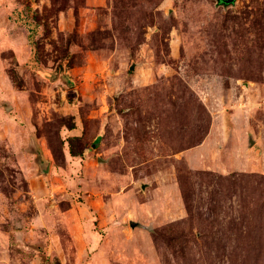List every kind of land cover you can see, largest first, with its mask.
I'll return each instance as SVG.
<instances>
[{"label": "rangeland", "instance_id": "1", "mask_svg": "<svg viewBox=\"0 0 264 264\" xmlns=\"http://www.w3.org/2000/svg\"><path fill=\"white\" fill-rule=\"evenodd\" d=\"M0 264H264V0H0Z\"/></svg>", "mask_w": 264, "mask_h": 264}, {"label": "water", "instance_id": "2", "mask_svg": "<svg viewBox=\"0 0 264 264\" xmlns=\"http://www.w3.org/2000/svg\"><path fill=\"white\" fill-rule=\"evenodd\" d=\"M217 2L219 4H222V5H231L232 3L235 2V0H217ZM134 66L130 67V70L133 71L134 70ZM94 146V145H93ZM49 167H50V163L49 161H45L43 160V162L40 164V172L41 173H48L49 172ZM138 226L137 223H131V227H136Z\"/></svg>", "mask_w": 264, "mask_h": 264}]
</instances>
